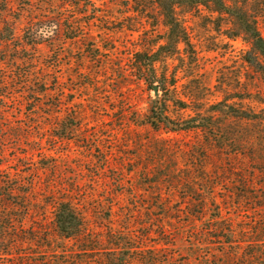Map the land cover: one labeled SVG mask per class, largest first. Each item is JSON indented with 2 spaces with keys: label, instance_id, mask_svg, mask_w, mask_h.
<instances>
[{
  "label": "rangeland",
  "instance_id": "rangeland-1",
  "mask_svg": "<svg viewBox=\"0 0 264 264\" xmlns=\"http://www.w3.org/2000/svg\"><path fill=\"white\" fill-rule=\"evenodd\" d=\"M176 2L178 27L157 0H0L4 264H264V63L209 0Z\"/></svg>",
  "mask_w": 264,
  "mask_h": 264
},
{
  "label": "trees",
  "instance_id": "trees-1",
  "mask_svg": "<svg viewBox=\"0 0 264 264\" xmlns=\"http://www.w3.org/2000/svg\"><path fill=\"white\" fill-rule=\"evenodd\" d=\"M255 3L260 4L256 7L258 10L264 9V0H254ZM161 5L168 4L167 15L173 22L170 24L172 27H178L179 22L176 20L175 7L178 4L176 0H157ZM206 6L211 5L216 8V12L222 15H229L235 19V27L238 30L236 37H243L248 43L249 52L246 58V62L255 68H263L262 64L264 63V35L260 29V15L253 16L250 7L252 0H247L244 3H240L238 0H209L205 3ZM258 14V13H257ZM156 63L150 61L147 65V72H153ZM152 82H150L151 85ZM156 83V82H155ZM154 83V84H155ZM152 84V90L154 91V85ZM159 91L161 87L158 86ZM159 104V102H156ZM151 117L156 120V122L151 123L153 126H158L163 124L166 120L168 121V116L164 110H151ZM158 122V123H157ZM54 222L56 225L57 232L60 236L71 239L78 238L83 236L86 233L87 226L85 217L83 216L82 210L79 205L74 203V200L67 195L66 199H62L55 203V213H54ZM7 227L1 226L0 233L5 235L7 232ZM4 255L0 253V264Z\"/></svg>",
  "mask_w": 264,
  "mask_h": 264
},
{
  "label": "clouds",
  "instance_id": "clouds-1",
  "mask_svg": "<svg viewBox=\"0 0 264 264\" xmlns=\"http://www.w3.org/2000/svg\"><path fill=\"white\" fill-rule=\"evenodd\" d=\"M56 26L52 25L51 28L47 31H45V29H41L39 34H42L45 37L51 36L54 33Z\"/></svg>",
  "mask_w": 264,
  "mask_h": 264
},
{
  "label": "water",
  "instance_id": "water-1",
  "mask_svg": "<svg viewBox=\"0 0 264 264\" xmlns=\"http://www.w3.org/2000/svg\"><path fill=\"white\" fill-rule=\"evenodd\" d=\"M154 92L158 96L159 95V88L158 86H154Z\"/></svg>",
  "mask_w": 264,
  "mask_h": 264
}]
</instances>
